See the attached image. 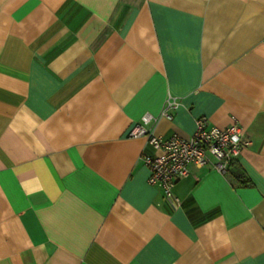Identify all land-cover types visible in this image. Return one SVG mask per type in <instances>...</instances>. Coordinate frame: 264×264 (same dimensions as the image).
Instances as JSON below:
<instances>
[{"label":"crops","instance_id":"crops-1","mask_svg":"<svg viewBox=\"0 0 264 264\" xmlns=\"http://www.w3.org/2000/svg\"><path fill=\"white\" fill-rule=\"evenodd\" d=\"M144 113L249 144L172 207ZM0 264H264V0H0Z\"/></svg>","mask_w":264,"mask_h":264},{"label":"built area","instance_id":"built-area-1","mask_svg":"<svg viewBox=\"0 0 264 264\" xmlns=\"http://www.w3.org/2000/svg\"><path fill=\"white\" fill-rule=\"evenodd\" d=\"M177 105V100L169 96L160 116L171 118L168 110ZM156 121L157 116L144 113L140 121L130 129L129 136H146L148 143L155 149L154 154L141 156L149 171L147 183L160 186L164 199L172 207L180 204V198L174 193V186L187 174L189 164L199 168L210 166L220 173H226L242 148L249 144L244 128L234 118L228 125L219 127L210 124L204 116L196 117L194 131L189 137L176 133L168 137L155 135L152 127Z\"/></svg>","mask_w":264,"mask_h":264}]
</instances>
